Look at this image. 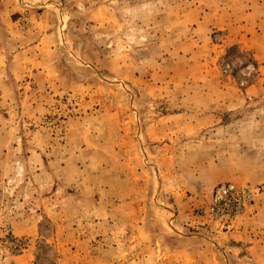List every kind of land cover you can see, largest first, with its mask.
<instances>
[{"label":"rangeland","instance_id":"374dc122","mask_svg":"<svg viewBox=\"0 0 264 264\" xmlns=\"http://www.w3.org/2000/svg\"><path fill=\"white\" fill-rule=\"evenodd\" d=\"M0 264H264V0H0Z\"/></svg>","mask_w":264,"mask_h":264}]
</instances>
